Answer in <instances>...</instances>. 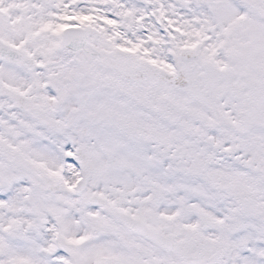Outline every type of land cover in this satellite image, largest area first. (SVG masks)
<instances>
[{
  "label": "snow or ice",
  "instance_id": "snow-or-ice-1",
  "mask_svg": "<svg viewBox=\"0 0 264 264\" xmlns=\"http://www.w3.org/2000/svg\"><path fill=\"white\" fill-rule=\"evenodd\" d=\"M0 264H264V0H0Z\"/></svg>",
  "mask_w": 264,
  "mask_h": 264
}]
</instances>
